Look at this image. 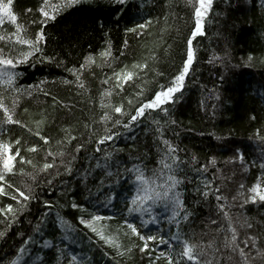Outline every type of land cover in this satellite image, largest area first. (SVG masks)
Returning <instances> with one entry per match:
<instances>
[{"label": "trees", "instance_id": "trees-1", "mask_svg": "<svg viewBox=\"0 0 264 264\" xmlns=\"http://www.w3.org/2000/svg\"><path fill=\"white\" fill-rule=\"evenodd\" d=\"M40 4L41 0H13V10L27 35L34 37L42 27L46 36L42 53L15 69L20 74L17 85L27 90L20 96L15 119L33 132L9 124L0 126V139L20 138L21 155L38 166L52 162V157L45 159V150L56 152L63 147L66 155L64 163L57 157L55 167L39 172L34 183L19 174L20 168L34 171L31 165L19 163V158L16 173L6 176L7 181L22 190V181L33 184L35 198L10 226L8 218L0 214V231L5 233L0 236V264H11L22 246L30 249L31 256H39L31 264H68L72 254L81 264H166L163 257H156L176 244L171 237L177 231L195 241L207 243L213 239L223 214L217 209L215 196L209 195L205 200L197 189L211 181V186L219 188L232 205V197L243 191L239 185L247 188L264 173L260 167L264 164V139L260 138L264 137V0H214L205 19L204 34L194 39L195 59L184 87L175 94L174 103L164 106L169 108L167 115L159 110L149 111L128 128L117 126L112 129L117 135L103 145L96 143L104 134L100 94L114 84L113 80L107 84L103 81L125 65L147 62V69L134 81L112 94V103H123L129 112L142 99L136 95L141 88L143 98H148L159 90V85L170 82L186 58L192 11L185 6V0H81L46 25L32 24L30 21L40 19ZM29 8L31 12L26 11ZM146 21L151 23L145 29H137V33L126 31ZM4 31L10 33L14 26L6 22L0 26V34ZM109 45L113 54L111 67L94 65L82 70L80 83L84 87L80 88L75 75L66 69L79 68L90 54L96 56L97 64L101 63L98 53ZM0 47L7 51L4 42L0 41ZM249 55L253 57L250 62ZM44 57L54 59L49 62ZM41 118L44 123L39 130L50 138L48 145L34 135V122ZM122 119L127 122V117ZM154 120L160 121L162 138L176 146L181 159L179 175L183 183L179 190L190 215L187 220H180L179 229L167 219L171 213L163 205L153 206L152 214L158 223L154 230L149 223L141 224L149 219L147 214L128 212L136 184L134 174L125 169L138 166L150 176L151 170L160 166L163 144ZM65 129H70L76 139L58 145L56 141L65 137ZM31 145H38L39 150L27 151ZM77 145L83 147L76 151ZM16 147L13 145V149ZM105 153L111 156L106 158ZM241 154L243 161L238 158ZM69 161L71 171H66ZM46 201L51 207L45 206ZM9 203L19 207L9 196H0V207ZM73 203L82 205L87 212L73 208ZM234 203L227 210L253 223L254 227L247 231L258 235L259 246L264 248V203L243 204L241 197ZM57 214L74 227L70 239L65 238ZM91 214L110 218L102 223L108 224L111 231L120 230L125 247L142 244L137 237L123 236L126 229L121 226L125 220L135 223L144 235L164 236L170 245L161 247L158 242H150L151 256L141 253L138 247L123 257L117 256L115 249L79 223L78 217L88 218ZM240 232L242 238L244 230ZM29 237L31 241L25 244ZM44 241H48L47 248L38 247ZM220 264H228L226 258ZM255 264L264 261L257 260Z\"/></svg>", "mask_w": 264, "mask_h": 264}, {"label": "snow or ice", "instance_id": "snow-or-ice-1", "mask_svg": "<svg viewBox=\"0 0 264 264\" xmlns=\"http://www.w3.org/2000/svg\"><path fill=\"white\" fill-rule=\"evenodd\" d=\"M119 3H123L124 0H118ZM81 3V0H41V4L37 11L40 14L39 21H30L32 24L40 23L46 25L49 20H55L57 16L65 9ZM214 0H185V6L192 11L193 26L190 30V35L187 38L186 44V58L183 59L181 67L178 68L177 73L172 77L171 81L164 85H159V90L154 91V94L148 98L144 97V90L141 88L136 93L138 97L142 99L138 101L132 111H127L123 105L113 104L111 97L116 89L123 91L124 85L134 81L141 72L147 69V62L133 63L130 67L125 65L120 71H113L111 77H107L103 83L107 84L110 80L114 81L111 89H105L100 94V107L104 109L103 115L100 116V123L104 125V134L99 136L96 143L103 145L105 142L113 139V128L122 126L128 128L133 123L137 122L140 118L144 117L147 112L159 110L167 115L169 108L164 107L175 102V94L181 92L184 87V82L187 74L195 59V50L193 47L194 39L197 36L204 34V23L209 12L212 10ZM27 12H31L32 9H26ZM8 23L14 26V31L0 34V41L4 42L5 47H0V126L9 124L20 125L27 128L31 133L33 129L28 128L21 120L15 119V112L18 107L20 96L26 89H22L17 85L19 73L15 70L18 65L28 63L30 59L36 57L37 54L42 53V44L46 42L45 32L43 28L37 30L34 37L27 35V29L25 26L18 22V16L13 10V0H0V26ZM151 21L137 24L133 28H129L126 31L131 33H137V29H145ZM101 63L97 64L96 56L88 55L84 58L79 68H69L67 71L73 73L76 77V82L80 88L84 87L83 83H80L82 79V70H90L92 66L103 68L105 66L111 67V60L113 54L111 46L98 53ZM43 59L51 62L53 57H44ZM152 59H155L153 54ZM253 57L248 56V61H252ZM65 83H71V81H64ZM30 88L32 86H29ZM48 93H45L47 95ZM28 95H31V91H28ZM55 102V98H54ZM129 105H132L131 100L128 101ZM27 112V109H25ZM116 114H119L118 116ZM122 117H127V122H124ZM255 117H253L254 119ZM37 126V130L34 135L39 137L45 145L49 144L50 138L42 135L40 126L44 123V118L36 120L34 122ZM154 124L158 125L157 132L161 133V139L163 148H161V157L159 160V167L151 170V175L145 174V169L133 166L131 169H125L126 172L134 174L135 177V194L132 195L130 200V206L128 212L130 214L137 213L140 216L147 214L148 220H142V225L148 223H155L157 216L153 215V206L163 205L171 215L168 216V220L173 222L177 229H179L180 220H187L190 213L186 210L182 194L180 192V186L183 183V179L179 175L181 168V159L177 155L178 149L167 139L162 138V128L160 127V121L154 120ZM175 123V121H172ZM111 124V127L108 125ZM89 127V125H86ZM66 135L62 140L56 141L58 145L70 144L72 140L76 139L71 134L70 129L64 130ZM259 135V133H257ZM264 139V137H260ZM21 143L20 138L15 140L0 139V196H9L13 201H16L19 207H14L9 203L4 207H0V214L8 218L9 226L17 218V214L22 212L27 203L34 199L33 184L27 181H22L23 190L21 187H17L14 184L6 180L8 174L16 173L17 158L19 163L31 165L34 171L26 172L24 168L18 170L19 174L29 178L33 183L36 180V176L39 172H46L48 169L56 166V158H60V162L64 163V157L66 155L63 147L56 152L45 150V159L52 157V162H44L38 166L31 159H28L21 155ZM13 145L17 147L13 149ZM83 145H77L76 151H79ZM39 150L38 145H31L27 148L29 152H37ZM100 149H97L99 151ZM111 153H105V157L108 158ZM74 158V157H73ZM243 161V155L238 157ZM193 161L196 159L192 158ZM215 163V159L211 161ZM264 168V164L260 165ZM38 170V171H37ZM66 171H71L70 161L66 165ZM203 170H207V166H204ZM186 179V177H184ZM50 183V182H49ZM211 181L204 183L203 189H197L198 193L205 199L209 195L215 196L217 200V209L222 212V222L215 230L216 236L209 240L207 243L202 241H195L182 235L179 231L174 233L171 240L176 241L175 245H171L169 252H160L156 257L160 259L163 257L166 260V264H182L187 261L190 264H220L221 259L227 260L228 264H255L257 260L264 261V248L259 246L258 241L260 237L255 234H250L247 230L254 227L253 223L247 218H241L240 216H234L229 210L230 207L235 206L237 197L243 198V204L248 203H264V173L260 177H257L250 186L246 188L244 184H240L239 188L243 191H238L237 196L232 197L233 204H228L227 197L220 194L219 188H213ZM11 189L12 191H8ZM224 201L223 203H219ZM243 204L240 205L243 207ZM46 207H51L49 202H45ZM73 208H80L82 212H87V209L82 205L73 203ZM110 219L101 215L91 214L88 218L83 215L78 217L79 223L85 228L95 234L105 245L110 246L116 250V255L123 257L126 253H131L133 247H138L141 253H146L149 256L152 255L150 249V242H158L159 244L168 245L169 241L161 235H144L140 228L132 222L125 220L122 228L123 236L131 239V237H137L142 244H132L125 247L122 244L120 237V230L111 231L108 224L102 223V221ZM57 220L63 231L65 232V238L70 239V233L74 232V227L62 217L57 214ZM3 222V221H0ZM216 223V221H212ZM40 226L37 225L36 231L39 232ZM240 230H244V235L241 238ZM5 233L0 231V236ZM32 237L24 241L27 244L31 241ZM45 246L48 245V241H44ZM27 251L25 247H20L16 259L11 261V264H18V261L22 258L23 254ZM174 253V254H173ZM68 264H81L77 256L72 254L68 259Z\"/></svg>", "mask_w": 264, "mask_h": 264}, {"label": "rangeland", "instance_id": "rangeland-1", "mask_svg": "<svg viewBox=\"0 0 264 264\" xmlns=\"http://www.w3.org/2000/svg\"><path fill=\"white\" fill-rule=\"evenodd\" d=\"M47 246H45V244L38 245V247H41L43 249L47 248ZM26 249H27V251L23 254L22 258L18 261V264H31V262H30L31 260L35 261V260H37L39 258V256H31L30 249L29 248H26Z\"/></svg>", "mask_w": 264, "mask_h": 264}]
</instances>
